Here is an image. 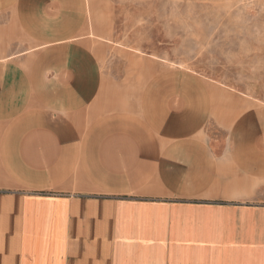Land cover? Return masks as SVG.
<instances>
[{
  "label": "crops",
  "instance_id": "obj_1",
  "mask_svg": "<svg viewBox=\"0 0 264 264\" xmlns=\"http://www.w3.org/2000/svg\"><path fill=\"white\" fill-rule=\"evenodd\" d=\"M108 5L0 0V264H264V104Z\"/></svg>",
  "mask_w": 264,
  "mask_h": 264
},
{
  "label": "rangeland",
  "instance_id": "obj_2",
  "mask_svg": "<svg viewBox=\"0 0 264 264\" xmlns=\"http://www.w3.org/2000/svg\"><path fill=\"white\" fill-rule=\"evenodd\" d=\"M119 45L264 104V0H106Z\"/></svg>",
  "mask_w": 264,
  "mask_h": 264
}]
</instances>
